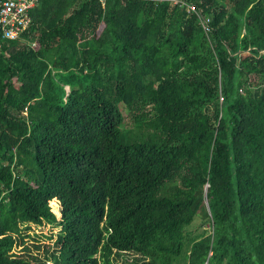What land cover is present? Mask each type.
<instances>
[{"label": "trees", "instance_id": "obj_1", "mask_svg": "<svg viewBox=\"0 0 264 264\" xmlns=\"http://www.w3.org/2000/svg\"><path fill=\"white\" fill-rule=\"evenodd\" d=\"M29 15L0 28V264H264V0Z\"/></svg>", "mask_w": 264, "mask_h": 264}, {"label": "built area", "instance_id": "obj_2", "mask_svg": "<svg viewBox=\"0 0 264 264\" xmlns=\"http://www.w3.org/2000/svg\"><path fill=\"white\" fill-rule=\"evenodd\" d=\"M35 0H0V28L3 37L19 39L31 23L29 9Z\"/></svg>", "mask_w": 264, "mask_h": 264}, {"label": "rangeland", "instance_id": "obj_3", "mask_svg": "<svg viewBox=\"0 0 264 264\" xmlns=\"http://www.w3.org/2000/svg\"><path fill=\"white\" fill-rule=\"evenodd\" d=\"M66 90L68 89V87H65ZM121 110L122 113L124 115V117L126 118V121L129 120V116H128V110L123 106V104L121 105ZM129 122V121H128ZM200 219H201V214L197 213L194 217V220L192 222L191 225H197L198 223H200ZM205 228H208V226H206L205 224ZM203 230V228L199 229V228H195L193 229V233L192 235H196L198 233H200ZM35 232L37 233L40 241H43L47 244H51L52 241L46 237V233H49L50 231L48 230V227L40 230V229H35ZM32 241L31 240H27V245L31 246L32 245ZM17 248H15L14 250L16 251ZM135 254L133 253H120L118 255H113L111 256V258H109L108 261H106V264H127V262H129L132 258H134Z\"/></svg>", "mask_w": 264, "mask_h": 264}]
</instances>
